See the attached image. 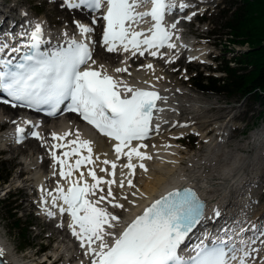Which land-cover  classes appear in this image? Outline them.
Listing matches in <instances>:
<instances>
[{"label": "snow or ice", "instance_id": "snow-or-ice-1", "mask_svg": "<svg viewBox=\"0 0 264 264\" xmlns=\"http://www.w3.org/2000/svg\"><path fill=\"white\" fill-rule=\"evenodd\" d=\"M148 5L150 10H139ZM63 6L70 10L83 8L91 13L106 7L102 16L105 22L102 46L106 52L122 51L133 57L148 53L160 58L164 55L161 49L177 47L172 40L179 20L166 24V15L174 8L182 12L186 7L172 0H64ZM146 21L150 26L147 30L140 29ZM76 28L81 39L69 37L65 32V42L59 46H51V41L44 38L41 23L19 34L23 42L0 41V104L12 109L46 111L50 116L64 111L75 113L115 142L117 160L123 156L128 161L123 168L134 172L135 158L139 169L147 172L143 161L153 157L141 150L148 147L144 141L159 131L160 125L154 124V120L165 109L158 102L166 104L167 97L156 91L154 85L150 89L132 87L109 75L103 64L94 67L97 62L89 41L94 29L80 22H76ZM146 67L153 69L151 63ZM114 71L131 75L126 67H117ZM29 123L23 121L24 125ZM15 131L16 142H23L25 127L17 124ZM31 135L42 140L39 132ZM70 135L75 138L67 140ZM51 139L62 142L50 147L53 175L57 174L55 168L59 165L58 175L68 187L65 189L57 183L54 190L41 188L42 203L50 202L61 217L67 214L68 229L84 255L90 258V264H257L256 258L264 250V228L257 229L255 225L239 230L221 228L223 235L210 238L202 226L206 219L205 204L191 189L169 192L155 200L117 234L113 229L120 217L100 207L102 202L112 198L108 203L113 208L124 209V204L116 202L113 195L112 185L116 181L98 177L94 168H89L87 173L81 171L82 166L99 160V157L93 159L91 141L82 139L79 131L62 135L53 132ZM65 147L68 150L58 156L56 149ZM81 150H86L87 154L82 155ZM74 157L78 158L71 163ZM100 163L111 165V171L107 167H100V171L115 177V162L105 159ZM76 172L78 176H74ZM89 177L93 183H89ZM126 183L129 188L135 187L131 179ZM101 185L108 186L106 193ZM119 187H125L123 179ZM98 192L104 194L98 195ZM46 215L51 218L54 212L48 210ZM213 215L219 217V210ZM198 226L200 235H197ZM248 232L252 233L250 237L244 235ZM3 256L0 249V258Z\"/></svg>", "mask_w": 264, "mask_h": 264}, {"label": "rangeland", "instance_id": "rangeland-1", "mask_svg": "<svg viewBox=\"0 0 264 264\" xmlns=\"http://www.w3.org/2000/svg\"><path fill=\"white\" fill-rule=\"evenodd\" d=\"M43 1L44 4L41 6ZM235 1L237 0H216L212 4V8L208 14L209 21L207 23L199 25L185 24L186 30L190 31L188 37L191 40H195L193 35L198 36L199 39L195 41L200 43L199 47L203 48L204 51L212 53L210 55L211 58L219 57L220 59H223L226 56L227 59H231L235 54L234 52L248 49V46L246 45H231L227 46L229 52H225L223 45L221 44V39L225 40L224 42L228 45L229 43L226 41L227 37L211 35L212 33H220V35H222L225 32L222 29V25L224 24L222 10L225 7L230 8ZM3 2L7 3L10 7L16 8L19 12H24L29 15L34 14L45 18V21L50 23V25L58 31L73 27L71 17L74 16V14L71 15L65 13L60 5H53L47 0H0V4ZM219 2H221V4L215 7L216 3ZM97 57L96 65L103 64L105 68L112 65L116 67L119 65L118 63H121L119 57H116V63L108 60L103 54L102 56H99L98 54ZM203 57L204 58L200 59V61H207L206 57ZM182 58L181 63L173 68V70H178L177 75H174L164 64L160 65L159 70L162 73V80L165 82H175L178 89L186 87V90L191 88L197 90L204 98L203 102H199L197 112L194 114L197 118L191 120L190 123H187L188 125L172 129L161 135H158V133L153 134L147 141L148 145L152 147L158 141L169 139L178 132L188 131V133H191V131L195 129H200L201 131L213 129L212 134L206 139L196 137L195 134H188L187 138L182 139L183 144L176 145L180 150V152L178 151L177 156L180 157L182 161L181 168L187 166L191 158L197 157L198 152L206 153L207 150L209 152L219 151L222 155V159L228 161H233L238 155L245 156V158L251 157L250 161H247V159L245 162L243 161L250 165L247 173L249 174L248 182L255 178L257 180L259 179L261 183H258L260 186L256 188V191L254 190L252 192V198H254L256 202L254 208H252V206H247L244 211L247 214V217L251 218L253 217V214H256L257 217L262 216L260 221H264V137L260 142V145L252 140V136L255 133H264V106L259 103L253 104L248 100L239 103L237 97H230L228 93L217 94L198 90L193 86V81L191 79L193 70L204 71L205 75H210L214 74L212 71L215 67H211L209 70L200 62H193V64H190L185 56ZM218 64L219 63L217 62V65ZM136 68L138 74L142 76L150 75L149 70H143L142 65ZM218 75L223 76L222 74ZM133 76L136 77L135 73ZM178 77L182 78L183 81L178 80ZM187 95L188 94L185 95V98H181V102L186 105L190 101V99L188 100L189 95ZM227 103L230 104L227 105ZM185 112L186 110L182 111V114H184L181 116L182 120H184V118L188 119V115L185 114ZM1 113L2 111L0 109V126L5 120H7V115L3 117ZM222 124H224L223 139L220 135H217L216 130H214L216 126L221 127ZM9 128L10 125H4V129ZM0 134L3 135L4 133L0 131ZM38 143H29L30 145L26 144L21 147L11 148V151L8 153L2 152L4 148L0 145V158L7 161L5 165L6 168H3V170L12 173L9 183L1 187L0 198L4 196L2 192L8 189L13 190L15 195L9 198V200L0 203V234L5 241L12 246V248L19 251V256L22 257L26 264H36V262L39 264V262H41V259L36 253L42 242L49 244L50 252L54 254L55 252L61 253L63 251L64 247H66L67 239L66 231H56L53 228L52 223L48 222V216L43 217L41 203H39L40 199L38 198L37 200H34V195H32V193H36L37 190V172H39V174L46 173L47 169L50 167V162H47L44 163V165L35 168L38 165L37 160L39 159L38 155L34 152L39 151V145H41ZM258 149L261 150V155L258 154ZM254 161L258 163V168L255 171L252 165ZM148 164L151 172L156 173L157 167L155 162L149 161ZM218 164H220L219 160L217 161V167ZM216 166L212 169L217 170ZM214 172L217 173L216 171ZM140 174V171H138V178H136L133 183L135 187L129 189L132 193L137 192L139 185H143L144 183ZM172 176H174V174ZM21 187L24 189L19 190ZM15 192H17V194H15ZM17 206L20 208V211L17 212L18 217H21V222L25 225H23L21 230L17 228V225L15 226L12 224V220H9V210ZM127 208L128 206H124V212L120 213L121 219L126 218L125 216L128 212ZM29 223L33 224V227H29ZM119 227L120 226L118 225L116 229ZM42 230L46 231V235L39 234ZM49 233H53L52 238L46 239ZM56 240H60L63 244H56ZM263 257L264 253L256 258L257 264L259 262H264Z\"/></svg>", "mask_w": 264, "mask_h": 264}, {"label": "bare ground", "instance_id": "bare-ground-1", "mask_svg": "<svg viewBox=\"0 0 264 264\" xmlns=\"http://www.w3.org/2000/svg\"><path fill=\"white\" fill-rule=\"evenodd\" d=\"M58 3V1H56ZM177 3V2H176ZM84 20V19H82ZM84 24V23H83ZM86 25V24H85ZM175 37H179V39L173 38L172 42L177 45L175 49H165L162 53L163 59H165L164 63L171 59L173 61V55L176 51L180 50V48L187 43H190L189 41L183 39L180 37L179 33L175 34ZM2 40V39H1ZM9 41V37L7 40ZM114 55V54H112ZM150 58L148 62L153 65V69L151 70V73L155 72V65L152 57ZM162 58L159 57L158 61L162 62ZM127 57L123 59L124 63L122 64V68L126 67L125 61H127ZM133 63V61H132ZM176 63V61L172 63H168L169 68H172ZM127 68V67H126ZM107 72H110L108 68H106ZM174 75H176L178 72L177 70H171ZM115 78L124 80L129 85L132 84L134 86L141 84L143 81H136V80H125L122 78L121 74H117L114 69L111 71ZM178 80L183 81L182 78L178 77ZM147 82H153L154 84H157L158 86L162 87L165 93V97H167V103L164 104L165 111L160 113L158 124L160 127H163V130L165 129H171L177 126H182L181 123L177 122L176 120L168 121L167 123L163 124L164 120L170 117H173L175 114L178 116H182V108L186 110L185 114L188 115L189 120H194L193 114L197 112V106L199 102H203V97L199 94L197 90L194 89H188L185 93L188 94V100L190 99L189 103L186 105L185 103H182L180 98L186 97L185 94L178 89H176L175 84H166L162 83V81L156 79L155 76L148 77ZM131 85V86H132ZM2 116L8 115L12 116V120L15 119L18 114L16 111L10 109L7 106L1 107ZM10 116V117H11ZM72 117L73 115H69ZM56 120L52 122V130L50 134L53 132L62 135L65 132H72L73 134L79 131L81 138L91 141V147L93 149V159L95 160L96 157H99L98 161H95V164H89L86 166H82L81 171H84L87 173V170L89 168H94L96 171V174L98 177H102L105 180H112L114 179L116 183L112 185L113 195L116 198V202L119 203H125L129 200L132 202L131 205H129L128 208V216L131 217L133 214H135L145 203L149 202L158 194L163 193L165 187L170 182V180H173L172 183L175 184L177 187H199L203 189L204 194L206 197L211 201V213L209 215V220L211 222H218L222 220V218H227L229 214H235V219H239L242 217V226L238 228H249L252 225H255L257 229L260 227V221L257 219L256 214H253V217L250 219H247V214L245 213L244 209L247 206H253L254 199L252 198L253 194L251 193L253 188L255 187L254 182L250 181L248 182V170L250 165L248 163H244L247 159V161L251 160L250 158H245V156L238 155L233 159V161L223 160L222 155L219 153V151L216 152H207L201 153L198 152L197 157H193L188 162L187 166L184 168H181L180 158L174 153V151L177 150V147L175 146V143H178L180 138L186 133L179 132L175 134L171 139L167 140H160L158 143L154 144L153 147L148 146L146 149H142L141 151L147 152V154L151 155L153 159L143 161V163L146 165L148 171L144 172L141 169H139L138 164L139 162L133 158V163L137 164L136 169L134 172H130L128 169L123 168L122 166L125 165L128 161L126 157H121L119 160L116 158V154L114 151L115 148V142L108 140L106 138H101L95 135V133L91 132V130L87 129L85 126H72L70 122H68L65 119L61 118H54L50 121ZM188 120V121H189ZM35 121H31L28 125H24L23 121H20V125H22L25 128H31L33 125H36L34 123ZM210 122V121H209ZM219 135L222 137L223 129L222 127L217 126ZM208 131H204L201 133V136H205ZM11 135L6 136H0V145L7 144L8 140ZM205 136L204 138H206ZM264 137L263 132L255 133L252 136V140H254L256 143L260 145V142L262 141ZM48 144L46 147H44V152L48 153L47 158L51 160L53 165V160L50 155V147L53 143H62V142H56L51 139V135H49ZM74 135H70L67 137V140L74 139ZM37 142L35 140L33 143ZM136 142H133L135 144ZM145 144L147 142L144 141ZM263 149V148H260ZM258 149V154L261 155V150ZM68 150L67 147L65 148H58L56 149V154L60 156L63 151ZM82 155H86V150H81ZM44 154L43 152H41ZM78 157H74L70 162L74 163V160ZM109 160L112 162H115L117 164V168L115 170V177H112L110 175H107L105 172L100 171V167H107L109 171H111V165L104 166L100 162L103 160ZM155 161L157 171L156 173H152L151 169L149 167L148 161ZM219 160L220 164L217 165V161ZM244 161V162H243ZM39 165V164H38ZM254 167V171L258 168V163L254 161L252 164ZM216 166L217 170H213L212 168ZM36 168V167H35ZM141 171L142 179L144 180L143 185H140V191L137 192L140 196H133L132 193L128 192L127 187V180L131 179L134 182V179L136 177L137 172ZM56 173L59 172V165L55 168ZM216 171L217 173H215ZM54 168L52 166L51 173H40L37 172V184L38 189L42 195L41 188H43L45 191L48 190H54L57 186V183H60L63 185V187L66 189L68 187V184L65 183L59 175L56 176L53 175ZM39 174V175H38ZM174 174V176H172ZM79 173H74V176H78ZM52 176L55 181H51V187H50V180L47 181V178ZM125 181V187L121 189L119 187V182L121 180ZM89 183H93L91 181V178H88ZM173 184V185H174ZM101 187L104 188L105 193L107 191V185H101ZM104 194V193H99ZM127 196L128 199L125 200L123 197ZM112 198H108L110 200ZM108 200H105L102 202L100 207H104L107 211L114 214L115 208L111 206L110 203H108ZM135 202L133 203V201ZM242 208V210H241ZM42 210L43 213H46L48 210H51L54 212V215L59 214L57 209H53L51 207V204L49 202L48 205H45L42 203ZM215 210H219L220 217H214L213 213ZM70 222V218H68V223ZM124 221L120 220L119 224L121 226L123 225ZM116 228V227H115ZM114 231V229H113ZM245 236L250 237L252 235L251 232L245 233ZM259 247V244L257 245ZM0 249L4 252V258L8 260L10 264H26L21 259H19L18 254L16 253V250L12 248L10 245H8L1 237H0ZM261 253V252H260ZM259 253V254H260ZM89 259V260H88ZM80 264H90V258L88 256L86 257V261H84L83 256L80 261ZM263 264V263H258Z\"/></svg>", "mask_w": 264, "mask_h": 264}, {"label": "trees", "instance_id": "trees-1", "mask_svg": "<svg viewBox=\"0 0 264 264\" xmlns=\"http://www.w3.org/2000/svg\"><path fill=\"white\" fill-rule=\"evenodd\" d=\"M234 7L226 11L223 28L229 41L248 43L250 50L234 56L237 67L225 61L226 78L211 76L197 84L202 90L248 97L251 102L264 105V0H238ZM5 179L0 172V183Z\"/></svg>", "mask_w": 264, "mask_h": 264}]
</instances>
